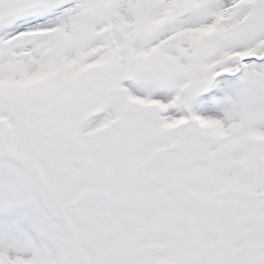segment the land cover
<instances>
[{"label":"snow or ice","instance_id":"6c2138e0","mask_svg":"<svg viewBox=\"0 0 264 264\" xmlns=\"http://www.w3.org/2000/svg\"><path fill=\"white\" fill-rule=\"evenodd\" d=\"M0 264H264V0H0Z\"/></svg>","mask_w":264,"mask_h":264}]
</instances>
